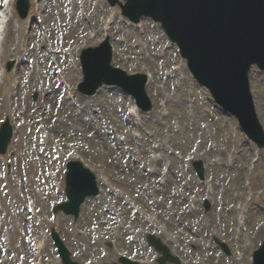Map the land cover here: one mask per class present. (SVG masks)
Segmentation results:
<instances>
[{
	"label": "rangeland",
	"instance_id": "obj_1",
	"mask_svg": "<svg viewBox=\"0 0 264 264\" xmlns=\"http://www.w3.org/2000/svg\"><path fill=\"white\" fill-rule=\"evenodd\" d=\"M102 1L106 4L103 11H101L102 18L106 16L107 10L118 15L114 37L117 42L115 45L121 52L118 57H121L122 60L117 59L116 66L128 69L132 73H145L149 69L155 70L158 76V84L162 83L166 72L176 76V79L170 82V90L173 96L170 108L173 113L171 117L164 118L165 122L162 123L163 133L161 132L162 134L160 133L159 137H155V134L160 130V121L156 117L154 122L152 120L146 124L149 133L147 136L145 135L142 142L130 144L129 149L121 150L117 149L108 138L111 139L109 131L114 127L120 134L127 135L129 133L124 120L126 108L130 102L126 95H123L120 91L116 93L108 90L106 98L101 96L100 107L106 108L109 112H106L104 120H100L98 126H90L81 121L72 108L60 107L57 109L48 103L44 113L39 111L38 107L41 106L42 100L41 92L39 90L28 91L27 89L26 94L21 96L20 102L15 101L16 108L19 109L20 113V116L15 118L14 113L9 111V105L6 102L10 101L8 85L15 80L14 75L16 73L8 72V75L13 76L8 79L7 84L2 80L3 83L0 87V123L7 118L15 124L21 122L22 127L16 129V135L20 137L27 134L29 139L28 141L25 140L23 145L22 142H17L18 139L16 138V144H13L10 152L7 155H0V251L5 255L4 260L13 258L14 261L11 264H32V262L33 264H39L38 259L36 260V257H34L33 249L32 256H30L32 262L26 263V257L30 255L28 248L34 246L33 241L35 238L47 234L48 237H44L48 240L49 246L46 264H62L61 260L58 259L57 249L51 238V231L55 228L60 231L72 252L73 259L81 264H113L117 263L121 255L139 260L141 264H158L157 261L161 254L148 244L147 237L149 235H153L167 245L180 261L179 264H183L181 262L183 259L186 260V264H253L252 255L260 247L264 238V193L261 195L264 191V149L260 150L263 159L259 166H256L255 179H253V182L250 181L255 196L254 202L251 203L255 209L251 214L250 232L252 233L254 228L255 234L259 232L260 227H263L261 242L256 245L246 235L241 236V232L236 230L234 224V200L237 194H243L244 200L250 198L245 184L248 179V163L252 160V156L249 152L247 157H241L244 165L240 173L237 172L239 163L235 170L227 166L225 154L230 153L228 150L230 145L224 143V140L226 136L229 135L230 137L231 133H227L226 127L231 123L237 127L240 137L238 136L236 139L239 141L241 138L242 143L249 146L247 148L250 151L257 147L246 139L235 118L228 117L213 109L210 96L206 90L191 80L194 84L192 87L191 82L188 81L191 79V75L186 66L183 65V69H181L182 65L179 58L177 55L175 56L177 54L175 48H173L174 52L162 53L161 47L168 48L171 45L159 26L145 19L143 21L147 27L143 29V32L136 31V27L121 16L119 8L118 10L109 7L110 5L104 0H92L90 5H86L84 1L83 6L92 16V21L95 19L94 16L97 15L96 5L101 4ZM64 2L65 0H45L43 3L45 10L49 8L54 13V17H50L46 13L43 26L44 29H48L53 34L52 41L55 44V50L65 51L66 49L70 50L71 47L78 48L77 43L82 44L81 47L87 44L89 46L97 45L104 40V33L100 30L95 31V26L92 25V35L88 29L86 30L89 39L79 38L77 41H73L71 34L74 22L71 21L73 18L70 17L69 12L76 13L78 10V16L81 19L79 21L84 23L85 26L87 24L81 17V0H75V9L69 8L67 17L57 10V8L64 5ZM66 6L73 7L72 4H66ZM32 17L33 15L25 21L18 17L12 21L19 30L17 35L21 33L19 26L22 24L26 27V22H30ZM63 18L65 21L62 20ZM97 27H100V25L98 24ZM15 34L14 32V39L17 40ZM90 35L92 36L91 40ZM12 45L10 42L9 48ZM18 45H21L20 41H18ZM128 45L137 47L136 50L131 51L135 54V60L124 57L125 54L129 55ZM30 47L33 49L32 52L40 48L37 45H31ZM146 50L149 52V59L145 58ZM77 55L78 52L76 57ZM62 58L63 55H60L58 62H61ZM9 59L11 60H8V58L3 60L5 68L6 63L9 61L18 62L17 57ZM143 59L146 61L143 62ZM67 67L69 69L68 64ZM57 70L59 69H55L52 73L54 79H56ZM60 71L75 76L72 71L69 73H66L63 69H60ZM46 73L47 69L45 68L44 76ZM252 74V90L256 100L257 112L261 123L264 125V72L254 68ZM184 77L185 81H183ZM72 80H76L78 84L82 80L81 73L77 74ZM168 93L170 92L168 91ZM120 96L125 99L122 100ZM203 99L205 103H203ZM10 104L13 108L11 101ZM108 113L109 115H107ZM174 118L181 121L182 130L176 128ZM29 121L32 122L29 125L30 127L28 126ZM216 126L217 134H212V130ZM45 130L53 135L56 134L54 138L55 148L53 146L51 149L50 147L47 149L46 146L39 143L41 134ZM148 140L152 141V144L148 145ZM103 143L106 148H102ZM27 144L30 147L28 151L25 150ZM238 144L241 143L238 142ZM219 145L224 151L223 159L216 153ZM57 146H59L60 155L56 154ZM160 146L168 151V153L163 154L161 150L162 155L160 157L162 161L160 165H168L172 172L179 176L176 182H171L168 189H162L163 193L155 192L156 185L152 183V181L156 182L155 179H148L141 170L142 165L148 170L153 167L154 163L151 161L150 155L152 153L159 154L156 149ZM230 149L236 151L237 145L236 147L230 146ZM77 156L82 157L97 175L104 176V172L110 174L116 181V186L120 187V191H116L119 195L115 198L113 190H110L112 194L106 190L104 200L99 202L100 205L96 206L95 204L94 207L90 204L91 208L88 210L83 209L82 217L74 221L73 218L66 217L61 213L54 214V207L65 201L66 198L64 192L57 189L53 182V176L54 172H58L62 176V181H64L66 162L75 159ZM197 156L202 157L204 166L207 168L205 183L198 180L192 167V163ZM156 166L159 167L158 164ZM10 167L14 169L13 175L9 174ZM171 179L173 178L171 177ZM19 180L23 182L24 188L19 187ZM211 181L214 183V198H203L206 191L205 187H208V182L211 183ZM177 188L183 192V198L181 199L177 196L173 198L175 196L174 191ZM155 198H161L166 203L167 208L164 209L162 214L165 220L171 222L170 231L159 220L161 212L152 205L154 202L157 203ZM191 199L198 201L196 205L204 216L203 218L189 216L190 222L195 221L197 218L204 219L206 228L204 232L198 229L199 235L196 245L185 243V238L190 239L188 242L192 240L190 234L192 226L189 228V224H187L189 219L187 221V219L182 220L181 217L180 219L176 218L183 209L187 210ZM30 201H34L36 204L38 213L36 220H30L31 217L28 213ZM207 201L210 204L209 210L205 208ZM126 204H129L137 212L127 207ZM229 209L232 210V214L227 213ZM116 211L127 214L126 219L114 217L117 221L123 222V227L127 226L126 229L119 227L115 219H112L110 212L115 213ZM130 214L134 215L135 218L130 219ZM172 214L174 218L168 219L167 215ZM84 217L86 219H83ZM217 221L219 226L216 224ZM161 225L165 227L166 231ZM224 228L226 230L223 231ZM140 232H144V234L142 235ZM205 233L212 236L206 238V244H200L199 237L205 236ZM95 237L98 239L96 240ZM178 238L181 239L182 244L178 243ZM134 240L139 243H133ZM221 242L229 246L230 256L223 252ZM153 250L156 252L154 253ZM239 254L245 259L239 261Z\"/></svg>",
	"mask_w": 264,
	"mask_h": 264
},
{
	"label": "water",
	"instance_id": "obj_2",
	"mask_svg": "<svg viewBox=\"0 0 264 264\" xmlns=\"http://www.w3.org/2000/svg\"><path fill=\"white\" fill-rule=\"evenodd\" d=\"M262 3L264 0H130L128 11L135 21L143 15L162 21L171 38L182 46L197 77L209 87L221 86L229 93L259 61L264 14L257 7ZM234 111L239 112L238 108ZM10 134L6 125L0 134L2 152Z\"/></svg>",
	"mask_w": 264,
	"mask_h": 264
},
{
	"label": "bare ground",
	"instance_id": "obj_3",
	"mask_svg": "<svg viewBox=\"0 0 264 264\" xmlns=\"http://www.w3.org/2000/svg\"><path fill=\"white\" fill-rule=\"evenodd\" d=\"M13 4V2H12ZM66 4H72V5H75L76 2L75 0H65L64 2V5L61 7V8H57V10L59 11L60 14H64L66 17H67V9H69V6H66ZM39 6V10H40V4H38ZM103 6H97V15L94 16L95 18V21H96V24L95 26H98L99 23H101V20H100V10L103 11ZM46 13L48 16L50 17H54V13L52 12L51 9H47L46 10ZM35 18L33 20V22L30 24L29 28L28 29H23V35H24V38L25 39H28L31 34H32V38H34L36 36V33H37V30L38 29H41L42 25H43V19H42V16L40 15V13H37L35 15ZM63 21L64 18L62 19ZM81 20L79 18V16L77 14H74V18L72 19V22H74V28H72V34H71V37H72V40L73 41H77L79 38H83V37H86L87 38V35H86V30L88 29V31H90V28L92 30V23L90 22L89 23V27L85 26L84 23H82ZM46 26L50 27V25L46 24ZM14 27L13 25H9V35H13L14 34ZM45 32H48V29L45 30ZM8 34V33H7ZM13 43L14 42V39H10L9 43ZM9 43H7L6 45V48H8L9 46ZM4 47V46H3ZM23 47V46H22ZM44 47V51L42 52L43 54L45 53V61L43 63V67H45L47 69V73H46V80H47V84L50 85V88L48 89H45V86H44V83L41 82V88L42 89H45L44 91L46 92H49V93H52L50 90L51 89H55L54 91V95L52 96V98L50 99V104H52L53 107L59 109L60 107H64L65 105V98L64 96L66 95L65 94V91L63 88H61L60 85H58V83L55 82V79L54 77L52 76V72L55 70V67H52L53 64H50V58L51 57H54V55H56L57 57L59 55L62 54V52L60 51H57L55 50L54 46H52L49 41L43 46ZM32 50V49H31ZM30 50V51H31ZM79 49H77L76 52H78ZM28 53H21V52H18V50L16 49V46L13 45L11 47V49L9 51H6L5 54L7 53H13L14 54H17V56H19V61H20V65L17 67V71H16V77H15V80L17 82V87L15 86H11V92H12V99L13 101H17V102H20L21 100V96L23 95V91L25 90V87H26V84H27V79L33 75H35L32 70H31V67H32V64L30 63V57H31V53H30V56L29 55V52ZM74 52V53H76ZM43 57V56H41ZM119 61H121V57H118L117 58ZM35 62H37V60H34ZM62 63H59L60 64V68L64 69L66 68L67 70V73H69V69L67 67V61H61ZM116 62V61H115ZM129 72V71H128ZM149 82H151V79L149 80ZM36 83V82H35ZM150 85V84H149ZM153 85V84H151ZM150 85V86H151ZM149 86V87H150ZM36 88V86H35ZM159 91L156 90V86L154 88V85L151 86V93H149L150 97L152 98V96L155 97V99H159L161 97V93H158ZM65 94V95H64ZM60 99H63V101H61ZM81 105H83V103H81ZM65 108V107H64ZM162 150V153L163 154H166L168 153L167 149L165 148H160ZM216 153L219 157H221L223 159V156H224V151L222 150L221 146L219 145L217 147V150H216ZM244 155V154H243ZM243 164L244 162L241 160L239 162V167L237 168V172H241L242 170V167H243ZM175 177H177V175L175 174L174 175ZM0 177H1V173H0ZM114 182V180H113ZM156 191L158 193H163V190L159 187H156ZM264 193V192H263ZM261 193V195L263 194ZM207 195V193H205ZM179 197V198H183V192L180 191L178 188L177 190L175 191V197ZM154 206V208H156L158 211H160L161 213H164V209L167 208L165 202L163 201H159L157 202L156 204H152ZM190 213L183 209L180 213L179 216H177L176 218L177 219H180V217L183 219H185L187 216H189ZM201 215V214H200ZM135 216L134 215H131L130 214V219H134ZM167 218H171L173 219L174 218V215H170L168 216L167 215ZM163 221H165L166 225L168 226L167 228H170L171 226V222L168 220H165V218L163 216H161V218ZM216 224L219 226V222L217 221ZM202 232L205 231V227L202 226V229H201ZM224 231V230H223ZM142 235L144 234V232H140ZM190 234H191V237H192V240H191V243L193 242H197L196 238L198 237V231L196 229V226H192L191 227V230H190ZM188 238H185V243L188 242ZM41 243V242H40ZM39 248H41V244L39 246ZM29 254L26 258H27V263H30V256H32V247H29ZM0 264H10V260L9 262H1Z\"/></svg>",
	"mask_w": 264,
	"mask_h": 264
}]
</instances>
